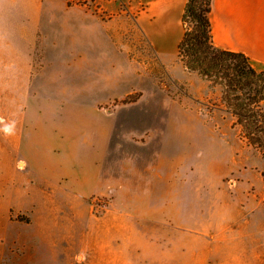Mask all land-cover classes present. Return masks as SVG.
Returning <instances> with one entry per match:
<instances>
[{"label":"rangeland","instance_id":"374dc122","mask_svg":"<svg viewBox=\"0 0 264 264\" xmlns=\"http://www.w3.org/2000/svg\"><path fill=\"white\" fill-rule=\"evenodd\" d=\"M6 14L30 53L28 83L12 86L13 104L24 106L22 144L0 153V264H8V235L32 243L44 222L59 226L68 237L61 250L75 254L69 239L99 237L113 199L134 220L152 208L183 210L209 240L264 244V203L249 195L252 185L264 191L250 170L264 158L241 139L221 89L184 69L178 44L158 52L121 0H0ZM7 57L1 48L0 61ZM4 100L8 84L0 112Z\"/></svg>","mask_w":264,"mask_h":264},{"label":"crops","instance_id":"0c3cea01","mask_svg":"<svg viewBox=\"0 0 264 264\" xmlns=\"http://www.w3.org/2000/svg\"><path fill=\"white\" fill-rule=\"evenodd\" d=\"M121 1L128 4L158 52H163L164 43L166 48L171 41L179 43L188 0ZM213 22L218 46L247 54L253 67L264 71V0H213ZM18 26L8 14L0 16V34L6 38L1 48L8 54L6 60L0 61V85L8 84L6 110L0 112V153L3 154L19 150L23 138L24 106L13 104L12 86L28 83L30 49L25 33L12 32ZM22 164L25 166V162ZM250 170L257 171L264 190V168ZM249 195L264 203V191L259 193L254 185ZM187 212L167 213L152 208L141 220H134L117 211L113 199L103 217L108 220L99 237L69 239L71 245L80 248L75 254L71 249L65 253L61 250L68 237L56 231L59 226L44 222L39 237L32 243L8 235L5 249L8 264H264V244L258 239L240 236L209 240L200 235L203 223L198 217L189 219ZM164 229L189 230L193 235H157L158 230Z\"/></svg>","mask_w":264,"mask_h":264},{"label":"trees","instance_id":"16d2710c","mask_svg":"<svg viewBox=\"0 0 264 264\" xmlns=\"http://www.w3.org/2000/svg\"><path fill=\"white\" fill-rule=\"evenodd\" d=\"M66 2L68 7L89 6V0ZM182 25L184 33L177 56L184 69L196 73L211 89H221L222 103L236 119L241 139L264 158V71L255 69L247 54L216 44L213 0H188ZM138 100L136 97L124 102Z\"/></svg>","mask_w":264,"mask_h":264},{"label":"built area","instance_id":"2783aa9c","mask_svg":"<svg viewBox=\"0 0 264 264\" xmlns=\"http://www.w3.org/2000/svg\"><path fill=\"white\" fill-rule=\"evenodd\" d=\"M22 163H23V162H22ZM22 163H20V164H19V166H20V168H22V169H23L25 166H24V167H22Z\"/></svg>","mask_w":264,"mask_h":264},{"label":"bare ground","instance_id":"6f19581e","mask_svg":"<svg viewBox=\"0 0 264 264\" xmlns=\"http://www.w3.org/2000/svg\"><path fill=\"white\" fill-rule=\"evenodd\" d=\"M22 167H24V164H22Z\"/></svg>","mask_w":264,"mask_h":264}]
</instances>
